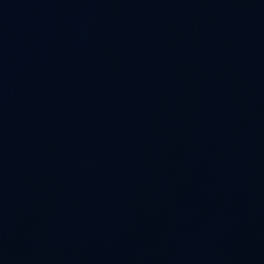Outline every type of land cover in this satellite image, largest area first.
I'll return each mask as SVG.
<instances>
[{"label":"water","instance_id":"obj_1","mask_svg":"<svg viewBox=\"0 0 264 264\" xmlns=\"http://www.w3.org/2000/svg\"><path fill=\"white\" fill-rule=\"evenodd\" d=\"M0 264H264V0H0Z\"/></svg>","mask_w":264,"mask_h":264}]
</instances>
